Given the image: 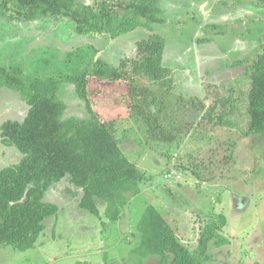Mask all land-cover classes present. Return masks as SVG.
<instances>
[{
  "label": "rangeland",
  "instance_id": "rangeland-1",
  "mask_svg": "<svg viewBox=\"0 0 264 264\" xmlns=\"http://www.w3.org/2000/svg\"><path fill=\"white\" fill-rule=\"evenodd\" d=\"M126 1L112 0L111 6L122 12L118 4ZM159 6L162 20L151 29L139 26L113 38L78 34L67 18L22 21L0 14L2 66L42 73L44 59L63 58L86 43L98 49V57L118 66L136 56L138 40L155 33L165 40L162 64L173 82L166 89L137 79L155 92L154 102L142 104L145 115L134 106L142 103V96L131 99L126 81L114 89L115 83L91 82L108 88L93 109L111 123L123 154L140 169L139 192L110 221L102 203L98 215L80 208L82 191L66 175L45 193L44 200L57 204L58 211L46 220L36 246L17 251L0 243V264H156L158 255L141 260L134 251L139 243L136 224L148 204L191 250H198L206 219L219 222V214L224 216L219 230L224 241L213 239L198 251L200 264H264V132L247 133L246 115L247 66L264 46V4L159 0ZM221 96L234 107L219 121L221 105L211 116L206 110ZM59 97L66 106L63 119L88 117L72 83L62 81ZM28 108L18 91L0 88V125L22 120ZM20 157L0 134V169Z\"/></svg>",
  "mask_w": 264,
  "mask_h": 264
},
{
  "label": "trees",
  "instance_id": "trees-1",
  "mask_svg": "<svg viewBox=\"0 0 264 264\" xmlns=\"http://www.w3.org/2000/svg\"><path fill=\"white\" fill-rule=\"evenodd\" d=\"M245 1L264 4V0ZM111 2L99 0L91 5L78 0H1L0 14L6 18L13 15L22 21L67 18L69 26L78 34H108L111 38L139 26L151 29L162 20L159 0H128L123 6L118 4L122 12H117ZM136 49V56L124 58L118 66L98 57V49L91 43L77 47L63 58L44 59L42 73L25 74L21 66L0 65V88L18 91L29 106L22 120L7 119L0 125L3 141L21 154L18 162L0 169L2 245L17 251L36 246L46 229V220L58 211L57 204L44 200L45 193L53 182L66 175L82 191L80 208L98 215L102 203L110 221H116L130 197L139 192L140 169L123 154L111 123L101 120L93 109L97 96L108 88L91 86V82L108 81L115 83L111 84L114 89L126 81L131 99L142 96V103L134 106L145 115L142 104L154 102L155 92L138 84L137 79L166 89L173 82L169 68L162 64L165 49L162 36L154 33L140 39ZM247 68L250 70L247 133L261 134L264 132V46ZM62 81L74 85L88 117L63 119L66 106L59 97ZM227 101L231 102L229 107ZM218 104L223 107L217 114L222 121L234 106L232 100L221 96L206 113L211 116ZM219 220L206 219L199 232L198 250H191L164 215L148 204L136 224L139 243L134 251L141 260L158 255L156 264H200L198 251L205 250L213 239L216 243L224 241L219 232L225 221L222 214Z\"/></svg>",
  "mask_w": 264,
  "mask_h": 264
}]
</instances>
